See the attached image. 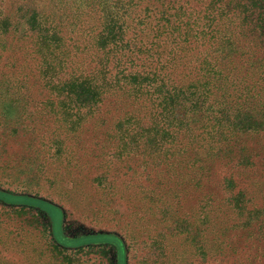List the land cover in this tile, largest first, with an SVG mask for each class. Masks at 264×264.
<instances>
[{"label": "rangeland", "instance_id": "374dc122", "mask_svg": "<svg viewBox=\"0 0 264 264\" xmlns=\"http://www.w3.org/2000/svg\"><path fill=\"white\" fill-rule=\"evenodd\" d=\"M114 1L103 2L105 17ZM171 2L142 0L141 7L149 6L152 17L175 16L183 2ZM192 2L201 16L220 13L224 20L249 0ZM37 7L63 23L67 38L85 44L91 28L105 21L86 0H0V23L8 21L11 31L0 37V192L62 212L0 198V264H264V132L240 140L257 153L255 166L218 158L209 173L191 168L189 158L122 151L113 135L124 106L111 97L78 122L68 116L73 107L64 95L43 85L33 54L42 39L24 19ZM82 13L81 24L69 27ZM223 48L219 59L229 64V47ZM95 54L83 58L89 63ZM175 116L169 121L189 129L204 125L208 113L178 108ZM243 190L247 209L240 212L236 199ZM98 235L114 236L122 246L95 242Z\"/></svg>", "mask_w": 264, "mask_h": 264}, {"label": "trees", "instance_id": "16d2710c", "mask_svg": "<svg viewBox=\"0 0 264 264\" xmlns=\"http://www.w3.org/2000/svg\"><path fill=\"white\" fill-rule=\"evenodd\" d=\"M105 1L109 0H86V6L97 7L104 16ZM141 1L115 0L112 15L104 16L99 28H91L92 40L87 44L67 38L63 23L34 8L24 19L28 31L42 39V47L33 54L39 56L43 85L58 98L64 95L73 107L68 116L78 122L100 112L111 97L124 106V117L113 135L123 144L122 151L142 150L165 161L189 158L191 168L207 173L218 158H238V164L255 166L257 153L240 146V140L264 132V0H249L244 10L224 20L220 13L212 20L201 16L192 0H180L184 7L179 5L175 16L160 11L152 17ZM83 14L69 27L79 26ZM0 27L5 31L0 37L11 33L6 31L8 21ZM226 44L229 64L218 56ZM93 50L96 54L88 63L83 55ZM178 108L207 112L205 124L177 126L169 120L177 119ZM183 132L188 134L187 144L183 138L180 141ZM232 180L226 181L230 185ZM245 193L240 191L236 199L240 212L247 209ZM0 198L38 206L50 215L57 209L62 215L60 209L33 198L2 192ZM94 238L122 246L114 236ZM68 243L64 244L77 245Z\"/></svg>", "mask_w": 264, "mask_h": 264}]
</instances>
